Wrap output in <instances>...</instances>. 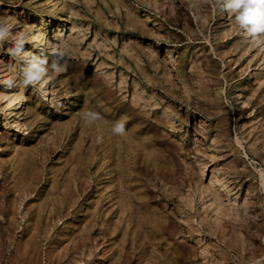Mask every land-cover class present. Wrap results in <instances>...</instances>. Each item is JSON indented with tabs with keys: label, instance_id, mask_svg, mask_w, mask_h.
I'll return each instance as SVG.
<instances>
[{
	"label": "rangeland",
	"instance_id": "1",
	"mask_svg": "<svg viewBox=\"0 0 264 264\" xmlns=\"http://www.w3.org/2000/svg\"><path fill=\"white\" fill-rule=\"evenodd\" d=\"M213 1L0 0L71 57L47 99L0 84V264L264 259V43Z\"/></svg>",
	"mask_w": 264,
	"mask_h": 264
},
{
	"label": "clouds",
	"instance_id": "2",
	"mask_svg": "<svg viewBox=\"0 0 264 264\" xmlns=\"http://www.w3.org/2000/svg\"><path fill=\"white\" fill-rule=\"evenodd\" d=\"M224 11L231 14L238 28L256 44L264 43V0H221ZM17 21L0 19V50L8 44L7 53L18 64V72L7 78H0V84L9 88L31 87L41 99L49 96L48 87L54 78L51 73L59 74L67 70L71 59L67 50L57 44L41 46L39 52L26 49V44H33L30 30L13 31ZM49 57H53L49 64ZM58 106L59 101H50ZM85 118L91 123L100 118L93 110L85 113ZM125 123L116 121L112 132L116 135L125 134ZM254 264H264V259H256Z\"/></svg>",
	"mask_w": 264,
	"mask_h": 264
},
{
	"label": "bare ground",
	"instance_id": "3",
	"mask_svg": "<svg viewBox=\"0 0 264 264\" xmlns=\"http://www.w3.org/2000/svg\"><path fill=\"white\" fill-rule=\"evenodd\" d=\"M214 1H216V0H214ZM213 1V2H214ZM217 2H219V12H217V14H218V16L219 17H221V18H223V19H225V20H228L227 19V17H228V14H227V12L226 11H224L223 10V8H222V4H221V0H217ZM154 7H156V8H158V3L156 2V1H151L150 2ZM218 4V3H217ZM218 9V8H217ZM217 16V17H218ZM221 20V19H220ZM229 20H231V19H229ZM229 23V22H228ZM234 23V22H233ZM226 24V23H225ZM232 24V23H231ZM30 31H31V35H32V37H33V40H34V43L33 44H30V46L33 48V52H36V51H39L40 50V47L41 46H44V42H43V34H42V31L40 30V28H39V26L35 23V24H30ZM236 29H237V27H236ZM236 29H235V31H236ZM20 30V29H19ZM238 32V31H237ZM239 32H241L240 30H239ZM238 32V33H239ZM241 34V33H240ZM242 34H244V33H242ZM243 36V35H242ZM240 37V36H239ZM241 38V37H240ZM245 39V38H244ZM243 39V40H244ZM242 40V41H243ZM252 42V41H251ZM250 44V43H249ZM46 45V44H45ZM253 45H257V44H253ZM261 45V44H260ZM263 46V45H262ZM255 47V46H254ZM258 47V46H257ZM252 48H253V46H252ZM263 48V47H262ZM258 49V48H257ZM261 49V48H260ZM256 51V50H255ZM259 51V50H258ZM251 54H254V53H251ZM259 54V53H258ZM262 56V55H261ZM257 57V56H256ZM251 59V58H250ZM253 59V58H252ZM247 72V71H246ZM248 74V73H247ZM253 74V73H252ZM4 75V74H3ZM249 76V75H248ZM263 76V75H262ZM251 77V76H250ZM260 80V85H262L263 84V82H264V78L262 79V78H260L259 79ZM240 89L238 88V89H236L235 90V95H236V98H237V103L239 104V106H241L240 105V102L241 101H239L240 100V95H241V92L239 91ZM256 90V89H255ZM13 93V92H12ZM255 93V92H254ZM234 94V93H233ZM264 94V93H263ZM15 94L11 97V101H12V106H11V112H12V114H13V116H14V118H15V120H18V119H20V117H21V115H22V112H21V100H18L19 98V96H18V94H17V96L18 97H16V99H15ZM20 98H22V97H20ZM260 98V97H259ZM214 100V99H213ZM9 101H10V99H9ZM216 101V100H215ZM211 102V101H210ZM9 105H10V103H8ZM217 104V103H216ZM254 107V106H253ZM239 108H241V107H239ZM11 115V114H10ZM260 136V135H259ZM260 139V138H259ZM233 141V140H232ZM258 141V140H257ZM263 149V148H262ZM237 171V170H236ZM243 204V203H242ZM246 205V204H245Z\"/></svg>",
	"mask_w": 264,
	"mask_h": 264
}]
</instances>
